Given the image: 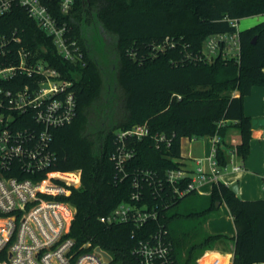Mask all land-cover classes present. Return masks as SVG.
<instances>
[{"label":"trees","instance_id":"16d2710c","mask_svg":"<svg viewBox=\"0 0 264 264\" xmlns=\"http://www.w3.org/2000/svg\"><path fill=\"white\" fill-rule=\"evenodd\" d=\"M54 13L68 26L81 59L63 58L26 9L16 6L0 16V39L17 31L21 43H10L9 58L0 62L18 65L17 52L25 48L73 82L77 114L53 131L51 148L57 156L54 170L82 172L81 187L67 198L76 208L69 234L76 248L100 247L112 256L111 264H141L135 249L160 224L175 264H198L218 240L228 238L205 233L220 202L228 206L237 231L232 264L264 263V200H243L222 181L204 200L197 192L173 198L165 184L163 190L157 185L168 170L182 166L186 138L218 135L215 158L222 170L230 163L227 133L235 127L241 134L236 152L243 161L248 158L255 127L244 102L254 87L264 86V22L239 32L238 60L220 54L203 63L198 57L209 37L235 33L234 21L264 15V0H74L70 13L58 8ZM37 78L20 74L1 86L36 89ZM144 124L150 129L147 138L126 141L134 156L122 180L111 160L116 136ZM158 134L171 138V145L158 147ZM144 172L156 184L144 180ZM135 179L145 196L137 205L158 206L159 222L141 228L102 222L119 205L132 202Z\"/></svg>","mask_w":264,"mask_h":264},{"label":"built area","instance_id":"2783aa9c","mask_svg":"<svg viewBox=\"0 0 264 264\" xmlns=\"http://www.w3.org/2000/svg\"><path fill=\"white\" fill-rule=\"evenodd\" d=\"M73 5L74 0H0V16L16 6L25 8L29 17L53 39L59 54L75 61L81 59L83 53L77 42L70 40L66 23L54 13L58 8L66 15ZM233 24L237 27V21ZM13 42L21 43L17 31L0 39L2 60L9 58L8 45ZM220 54L224 59H239L238 30L209 37L198 61L208 63ZM17 55L18 65L4 66L0 62V257L3 256L0 264H108L96 248L85 251L88 244L76 248L75 240L69 236L76 208L67 198L73 189L81 187V170L60 172L53 169L57 161L51 148L53 131L70 124L77 114L75 94L70 90L73 82L63 79L46 60L34 59L30 50L21 48ZM20 74L38 76V87L26 86L12 91L1 86ZM149 135L147 124L118 132L117 148L111 160L122 180L128 177L126 166L134 156L133 150L126 147V141L142 140ZM155 140L158 147L161 144L170 146L172 142L164 134L156 135ZM213 141V155L207 159L212 168L211 176L203 166L206 160L199 159L195 177H190L181 166L168 170L165 181L159 180L157 185L163 190L165 184L173 198H183L197 192L198 186L208 180L217 182L219 167L215 155L220 137L214 136ZM143 174L144 180L156 184L150 172ZM133 186L132 202L122 203L101 218L102 222L110 225L132 223L136 228L159 222L158 206L146 202L138 206L145 196L137 179ZM172 252L167 230L160 224L159 230L139 241L135 249L141 264H175Z\"/></svg>","mask_w":264,"mask_h":264},{"label":"crops","instance_id":"0c3cea01","mask_svg":"<svg viewBox=\"0 0 264 264\" xmlns=\"http://www.w3.org/2000/svg\"><path fill=\"white\" fill-rule=\"evenodd\" d=\"M263 22L264 15L243 18L237 22V30L241 32ZM234 96H239V93L235 92ZM244 110L252 120L264 119V86H256L252 89V93L245 98ZM208 138L207 141H200L201 138L187 139L189 150L187 154L182 151L180 162L190 177H195L199 159L206 160L203 166L210 176L212 174V168L207 159L213 155L214 141L212 137ZM226 142L230 146L228 151L230 163L225 169H219L217 182L222 181L227 186L238 183V196L243 200H264V127L253 129L250 154L245 161L236 152V147L241 143V134L237 128H229ZM236 167L239 169L235 170ZM214 183L216 182L208 180L200 184L197 189L198 195L206 198L211 193ZM218 213V217L213 218L207 226L209 234L226 235L228 238L218 240L212 250L198 259V264L202 262L203 264H232L236 227L225 203H221Z\"/></svg>","mask_w":264,"mask_h":264},{"label":"water","instance_id":"95a60500","mask_svg":"<svg viewBox=\"0 0 264 264\" xmlns=\"http://www.w3.org/2000/svg\"><path fill=\"white\" fill-rule=\"evenodd\" d=\"M252 125L255 128H260V127H264V119H254L252 120ZM230 190L235 193L238 194L239 192V184L238 183H234L230 186ZM221 205L220 202L217 203V208H219ZM96 251L102 256V258L104 259V261L108 264H111L113 262V258L112 256L107 253L106 251L102 250L100 247L96 248Z\"/></svg>","mask_w":264,"mask_h":264},{"label":"rangeland","instance_id":"374dc122","mask_svg":"<svg viewBox=\"0 0 264 264\" xmlns=\"http://www.w3.org/2000/svg\"><path fill=\"white\" fill-rule=\"evenodd\" d=\"M209 138H208V136L207 137H203V138H201L200 139V141H207ZM188 140H187V138L186 139H184L183 140V142H182V146H181V150L183 151V153H185V154H187L188 153V150H189V144H188ZM199 145H201V143H198ZM201 192V191H200ZM202 196V195H201ZM186 200H189V198H187ZM199 200H204V198H202V199H199ZM174 210V209H173ZM173 210H171L170 212H172ZM219 212V209L216 211V212H214V214L212 215V216H210L208 219H207V221H206V223H205V233L206 234H208L209 233V230H208V224H209V222L213 219V218H216V217H218V213ZM202 258V257H201ZM202 264H203V262H202Z\"/></svg>","mask_w":264,"mask_h":264}]
</instances>
